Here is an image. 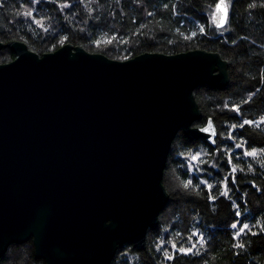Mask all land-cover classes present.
<instances>
[{
	"label": "water",
	"instance_id": "obj_1",
	"mask_svg": "<svg viewBox=\"0 0 264 264\" xmlns=\"http://www.w3.org/2000/svg\"><path fill=\"white\" fill-rule=\"evenodd\" d=\"M4 47L15 57L0 62V257L29 239L44 264H109L124 243L144 247L169 197L175 135L203 139L193 90L225 87L228 61L205 49L117 60L71 43Z\"/></svg>",
	"mask_w": 264,
	"mask_h": 264
},
{
	"label": "trees",
	"instance_id": "obj_2",
	"mask_svg": "<svg viewBox=\"0 0 264 264\" xmlns=\"http://www.w3.org/2000/svg\"><path fill=\"white\" fill-rule=\"evenodd\" d=\"M216 2L41 0L39 5H33L31 0H2L0 3V40L22 41L39 55L71 43L117 60L143 52L172 54L205 49L219 52L228 61L229 81L225 87L201 84L193 90L201 109V117L193 125L202 126L209 117L213 119L218 134L216 146L222 150L219 158L215 148L204 139H189L180 130L172 141L163 169L162 183L169 197L157 225L148 229L144 247L124 243L109 264H264V228L260 226L264 225V151H261L264 148V0H227L229 14L223 28H216L211 21ZM64 3L71 7L61 11L59 6ZM26 6L35 9V19L47 32L31 18L24 17ZM201 26L204 34L200 32ZM65 36L68 39L61 44ZM14 57L10 48L0 50V62ZM244 120L254 123L240 129ZM233 124L237 125L234 141L222 142L220 136L226 138ZM235 143H247V150L254 148L257 155L245 156L242 150L234 148ZM226 147L233 151V166L237 169L235 186L226 166ZM198 150L209 153L203 157L206 163L202 167L216 177L209 179L214 186L211 193L204 186L194 187L199 181L186 171L187 162L180 155ZM212 164L216 167H210ZM225 176L229 177L227 197L220 195L226 189L218 183ZM189 179H193V185L186 189L183 185ZM210 196L216 197L215 201ZM237 210L244 213V223L252 225L251 232L259 236L246 232L239 240L233 239L230 224L241 219L234 216ZM196 231L202 232L208 241L198 243L193 249L200 255L173 252V243L177 248H190L197 237L193 236L191 241L188 237ZM161 239L165 243L157 251ZM237 243L245 247H233ZM165 250L175 258L167 260ZM0 264H44V260L35 256L29 239L11 243L0 257Z\"/></svg>",
	"mask_w": 264,
	"mask_h": 264
},
{
	"label": "snow or ice",
	"instance_id": "obj_3",
	"mask_svg": "<svg viewBox=\"0 0 264 264\" xmlns=\"http://www.w3.org/2000/svg\"><path fill=\"white\" fill-rule=\"evenodd\" d=\"M0 3H2V0H0ZM40 3H41V0H31V4H33V5H39ZM59 7H60V10L63 11L64 9L70 8L71 5L68 3H64V4L60 5ZM165 7H167V5H165ZM209 7H211V5H209ZM220 13H223V16L219 15ZM228 14H229V8H228V5L225 3V0H217V2L215 3V12H213L212 18L214 20L218 21V27H220V28L224 27V24L227 21ZM23 15L26 18H31L33 20V22L38 24L45 32L48 31V29L45 28L44 25L39 20L35 19L36 11L34 8L27 7V10L23 13ZM149 15H151V13H149ZM200 32H201V34L205 33V29L203 26H201ZM192 35L195 36L196 33H193ZM67 39H68V37L65 36L63 38V40L61 41V44H63V42L66 41ZM232 43L235 44L236 41L233 40ZM97 44H98V42H97ZM128 58H129L128 56L123 57V59H125V60ZM225 107H227V105H225ZM235 111L237 113V116H239V108L238 107L235 108ZM252 123H254V122L249 121V120H244L243 123H241L239 125V128L243 129L245 127V125H251ZM194 127H195V132L196 133H202L203 134L202 138L210 146H213L215 148V152L217 153L218 158H219V154L221 153L222 150L220 147L216 146L218 134L215 130V126L213 125L211 118H209L207 120L206 126H204V127L194 126ZM236 130H237V125H235V124L231 125V128L229 129V132H228V136L226 138L223 136H220L221 141L223 142L225 139H227L228 141H234V139H235L234 133L236 132ZM194 134L195 133H193V135ZM234 148L236 150H242L244 155L247 157H255L257 155L256 149L253 148L251 151L247 150L248 149L247 143H235ZM224 151L227 154V165L226 166L230 168L232 184H233V186H235V184H236L235 173L237 172V169H236V167L233 166V160H232L233 151H232V148H229V147H226L224 149ZM261 151H264V148H262ZM180 155L187 162L186 171L193 173L194 179L199 181V183L194 185V187L200 188L201 186H204L208 189L209 193H211L214 186H213V184L209 183V179L214 180L216 177L213 176L210 172L206 173L204 167H202L206 163V161L203 159V157L209 155V153L203 152L202 150H198L194 154H192V153H188V154L180 153ZM210 167L215 168L216 165L212 164ZM205 174L208 175L207 179L204 178ZM228 180H229V177L225 176L221 181L218 182L220 185H223V187L226 189L225 191H222L220 193L221 196L227 197L229 195V192L227 191ZM190 185H193V179L187 180L183 186H184V188L187 189ZM252 187H255V185L253 184ZM209 198L212 201H215V199H216V197H214V196H210ZM236 208L239 209L240 205H236ZM234 216L241 218L239 220H234V222H232L230 224V228L232 230H234V236H233L234 240H239L241 238V236H243L246 232L251 233L252 236H259V233L251 232L252 225H250L249 223H244V219H246V217L244 216V213L237 210L234 212ZM260 226L262 228H264V225H260ZM237 229H238V231H236ZM165 231L167 232L168 230L165 229ZM178 235H179V233H178ZM193 236L197 237V240L194 243H192L190 248H187V249H185L183 247L177 248L175 243H173L171 245L173 252L178 251L182 255H188V254L200 255L198 250L193 251V249H196V246L198 243L199 244H207L208 241L205 239L204 234L200 231H196V232L192 233V235H190L188 237V239L191 241ZM164 243H165L164 240L161 239L160 242L156 246L157 251L161 250V248L164 246ZM233 247L244 248L245 245L237 243V244L233 245ZM237 255H239V253H237ZM164 256L167 260H173L175 258L174 255H169L167 250L164 251Z\"/></svg>",
	"mask_w": 264,
	"mask_h": 264
}]
</instances>
